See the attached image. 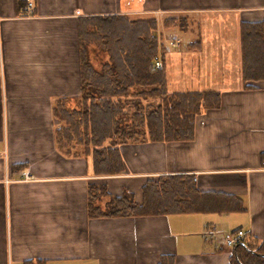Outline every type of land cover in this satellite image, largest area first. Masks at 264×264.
Instances as JSON below:
<instances>
[{
	"label": "crops",
	"instance_id": "crops-1",
	"mask_svg": "<svg viewBox=\"0 0 264 264\" xmlns=\"http://www.w3.org/2000/svg\"><path fill=\"white\" fill-rule=\"evenodd\" d=\"M100 1L0 0V264H159L164 255L174 264H228V233L264 240V79L244 86L240 40L242 21L264 20V0ZM114 14L155 17L158 32L167 17H193L194 49V38L182 42L191 27L169 29L179 47L161 40L168 88L219 90L221 104L197 116L193 140L123 144L124 171L97 175L90 156L57 150L53 108L81 91L80 18ZM212 15L216 40L204 35ZM231 71L234 85L225 81ZM172 174L239 198L245 210L90 217L91 186L104 190L97 205L106 209L125 192L140 203L147 181Z\"/></svg>",
	"mask_w": 264,
	"mask_h": 264
},
{
	"label": "trees",
	"instance_id": "trees-1",
	"mask_svg": "<svg viewBox=\"0 0 264 264\" xmlns=\"http://www.w3.org/2000/svg\"><path fill=\"white\" fill-rule=\"evenodd\" d=\"M186 16L167 17V28L188 30ZM155 17L98 15L80 18L81 91L58 100L53 115L58 121L57 150L67 157H91L97 175L124 171L120 146L126 143L191 141L197 116L221 104L219 90L171 92L165 65L166 48L157 35ZM241 78L249 88L264 79V20L242 21ZM200 44L190 43L188 48ZM97 46L109 59L97 68L89 47ZM160 61L161 65L156 66ZM100 190V191H99ZM104 190L89 188V215L134 217L185 213L244 211L241 199L202 192L189 174L162 175L149 180L142 201L128 193L111 197L106 209L97 205ZM164 255L159 264H174ZM228 264H264V240L245 234L231 247Z\"/></svg>",
	"mask_w": 264,
	"mask_h": 264
},
{
	"label": "rangeland",
	"instance_id": "rangeland-1",
	"mask_svg": "<svg viewBox=\"0 0 264 264\" xmlns=\"http://www.w3.org/2000/svg\"><path fill=\"white\" fill-rule=\"evenodd\" d=\"M96 2L97 5H100L101 1L100 0H94ZM175 17V16H174ZM209 20L210 21V25L207 26L209 27L207 31H205L204 35H205V38L209 39V40H216L217 38V35H218V29H219V23L216 19L217 15H212V16H208ZM191 18L193 17H187L188 19V27L192 29V31H189L188 32V35H183L182 36V42L184 44H186L187 42L190 41V38H194L195 40H197L200 36L198 34V30H199V27L197 26L196 22H194V20H192V23H191ZM163 26L161 28V30L158 32L157 31V35L158 37L162 40V41H165V40H170L171 41V45L174 46V47H179L180 44H181V41L179 40V38H172L170 37V31L169 29L170 28H167L164 23L161 25ZM229 39H233V36H232V32L230 31L229 32ZM211 51H216L217 50V47H214V45L210 48ZM89 58L91 59V61L93 62V64L97 67V68H101L102 66V63L107 61L109 59V56L106 52L100 50L97 46L95 45H91L89 47ZM230 64H232V62H229ZM225 65V64H223ZM232 67V65H230ZM179 68V64H176L175 67H171L170 68V71H169V78H170V81H172V78H173V74L174 72L176 71V69ZM178 70V69H177ZM230 70H233V69H230ZM234 72V71H233ZM233 72L231 71L230 73V77L229 75L227 80L225 79V81H228V82H231L232 85L236 84V82L238 83L239 81L234 79V76H233ZM235 75H236V72H235ZM189 76H184V79H183V82H186L187 81V84L189 83ZM218 81V80H217Z\"/></svg>",
	"mask_w": 264,
	"mask_h": 264
},
{
	"label": "built area",
	"instance_id": "built-area-1",
	"mask_svg": "<svg viewBox=\"0 0 264 264\" xmlns=\"http://www.w3.org/2000/svg\"><path fill=\"white\" fill-rule=\"evenodd\" d=\"M29 6H31V3H29ZM160 61L156 62V66H160ZM27 175V173H26ZM245 235V232L243 230H238L237 232L228 233L225 238L223 239V244L229 248H231L234 244H236L243 236Z\"/></svg>",
	"mask_w": 264,
	"mask_h": 264
}]
</instances>
